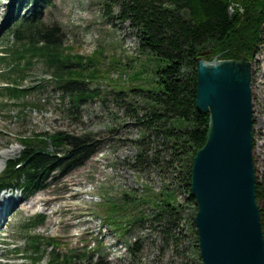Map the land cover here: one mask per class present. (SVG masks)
Wrapping results in <instances>:
<instances>
[{
  "label": "rangeland",
  "instance_id": "1",
  "mask_svg": "<svg viewBox=\"0 0 264 264\" xmlns=\"http://www.w3.org/2000/svg\"><path fill=\"white\" fill-rule=\"evenodd\" d=\"M32 2L0 0V57L7 58L5 63L10 58L5 48L12 39L8 30L19 15L31 11ZM51 2L39 9L42 23L59 28L63 46L69 47L70 53L92 58L93 63L87 61L85 73L96 78L86 80L84 89L90 97L74 108L69 96L56 87L51 71L42 61L34 59L24 69L23 80L16 83L30 88L22 101L25 104L13 103L0 95V175L6 162L19 155L22 148L19 139L24 136L56 132L90 134L100 139L102 145L82 166L66 174L57 171L31 201L17 202L19 191H3L12 193L18 212L7 219V227L0 231V240L5 242H0V264H21L29 256L24 243L27 235L55 238L62 252L86 247L91 255L90 264H202L195 246L196 209L186 202L187 193L180 185L177 170L166 167L170 153L160 139L145 138L151 162H137L144 130L127 107L131 104L139 110L142 98L128 91L151 88L152 59L141 54L138 37L129 22L117 17V4L108 7L109 0ZM238 10L243 13L242 6ZM249 61L252 64V155L255 178L264 186V24L260 43ZM5 63L0 64V74L11 67ZM21 65L24 67L25 63L22 61ZM11 82L0 78V87ZM118 90L128 93L120 97L116 94ZM154 159L156 163H152ZM166 187L176 192L184 218L169 235L148 220L134 224L123 233L121 228L105 222L109 217L125 222L138 214V210L149 216L154 209L148 205L130 206L125 212L116 206L126 198L133 201L132 198L149 192L159 194ZM37 214L44 221L34 227L31 221ZM134 242H138L137 247L130 251L128 248ZM42 247L46 248L45 255L38 264H46L50 253L45 244Z\"/></svg>",
  "mask_w": 264,
  "mask_h": 264
},
{
  "label": "trees",
  "instance_id": "2",
  "mask_svg": "<svg viewBox=\"0 0 264 264\" xmlns=\"http://www.w3.org/2000/svg\"><path fill=\"white\" fill-rule=\"evenodd\" d=\"M109 2L108 7L117 4V17L129 22L135 30L141 54L153 61L150 70L153 77L151 88L139 87L128 91L142 98L139 110L131 104L127 107L136 123L144 130L137 162H151L145 148L148 142L146 139H160L163 147L170 153L166 167L177 170L180 185L187 193L186 202L192 203L196 209L189 190L191 163L196 151L205 143L208 129V114L202 113L195 105L196 59L203 54L207 60L213 57L222 60L246 57L251 60L260 43L264 24V0ZM51 3V0H33L31 11L19 15L8 30L12 39L5 50L9 53V62L13 63V68L5 78L11 80L13 86L6 88L4 93L10 100L24 105L22 101L30 90L22 88L16 81L23 80L24 69L34 59H38L51 71L56 87L63 95L69 96L72 107L78 108L80 103L90 97L84 85L86 80L96 77L85 72L88 64L93 61L92 58L70 53L69 47L63 46L59 28L42 23L39 9ZM238 6H242L243 13L238 10ZM230 8H233L231 12ZM22 61L25 63L24 67H20ZM11 74L14 76H10ZM128 92L118 90L116 94L122 97ZM19 143L22 146L20 154L7 162L0 175V190L16 186L24 197L44 189L57 171L66 174L82 166L102 145V141L93 135L67 132L24 136L19 139ZM152 161L157 162L155 159ZM132 199L133 201H129L126 198L116 207L125 212L130 206L148 205L154 209L153 212L148 216L143 210H138V214H133L125 222L111 217L105 219V222L121 228L123 233L129 231L134 224L148 220L157 224L165 235H169L172 228L184 220L183 205L176 201L177 194L172 189L166 187L159 194L149 192ZM256 200L264 235V186L257 180ZM43 221L44 217L37 215L31 224L36 227ZM26 238L30 248L28 253L33 255V264L43 259L46 250L42 247L44 244L50 249L46 264L91 262V255L86 247L80 251L62 252L55 238L43 239L38 235H27ZM195 242L197 243L196 239ZM137 243L134 242L128 249L132 251ZM195 246L198 249L196 244Z\"/></svg>",
  "mask_w": 264,
  "mask_h": 264
},
{
  "label": "water",
  "instance_id": "3",
  "mask_svg": "<svg viewBox=\"0 0 264 264\" xmlns=\"http://www.w3.org/2000/svg\"><path fill=\"white\" fill-rule=\"evenodd\" d=\"M195 105L208 114L189 190L202 264H264L252 155L251 61L196 59Z\"/></svg>",
  "mask_w": 264,
  "mask_h": 264
},
{
  "label": "bare ground",
  "instance_id": "4",
  "mask_svg": "<svg viewBox=\"0 0 264 264\" xmlns=\"http://www.w3.org/2000/svg\"><path fill=\"white\" fill-rule=\"evenodd\" d=\"M12 197H13L12 193H5L4 192L3 194H0V203H1L3 198L7 199V205H6L5 209L1 208L2 209V213L5 212V213H8V214L15 215L18 212V210H16V209H18L17 206L14 205L15 204V199H13ZM13 206L14 207L16 206V207L13 208ZM2 219H3V215L0 214V230H2L3 228L7 227V224L4 223L2 221ZM0 242L1 243H5L3 240H0ZM0 263H1V260H0Z\"/></svg>",
  "mask_w": 264,
  "mask_h": 264
},
{
  "label": "built area",
  "instance_id": "5",
  "mask_svg": "<svg viewBox=\"0 0 264 264\" xmlns=\"http://www.w3.org/2000/svg\"><path fill=\"white\" fill-rule=\"evenodd\" d=\"M231 9V8H230Z\"/></svg>",
  "mask_w": 264,
  "mask_h": 264
}]
</instances>
